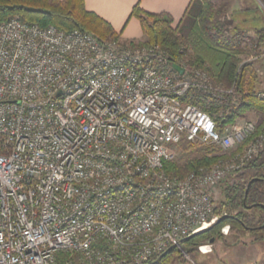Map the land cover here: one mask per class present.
Masks as SVG:
<instances>
[{"label":"built area","instance_id":"1","mask_svg":"<svg viewBox=\"0 0 264 264\" xmlns=\"http://www.w3.org/2000/svg\"><path fill=\"white\" fill-rule=\"evenodd\" d=\"M196 92L240 98L157 43L0 21V264H146L170 246L187 257L180 240L217 221L221 182L264 147V125L220 132L187 100ZM181 142L234 151L169 175Z\"/></svg>","mask_w":264,"mask_h":264},{"label":"trees","instance_id":"2","mask_svg":"<svg viewBox=\"0 0 264 264\" xmlns=\"http://www.w3.org/2000/svg\"><path fill=\"white\" fill-rule=\"evenodd\" d=\"M196 3L191 7L195 13L190 33L186 37L181 35L178 27L172 26L173 19L169 14L149 13L142 10L138 4L134 5L131 16L140 21L144 39L124 43H157L175 62L185 59L190 66L208 70L214 82L225 87L234 85L240 95L236 105L230 104V96L217 98L202 92L192 93L187 100L210 114L220 132L247 111L262 114V120L256 126V134L264 125V96L256 89L259 83L256 63L242 62L241 56L248 55L249 50L241 41L222 33L223 25L216 16L212 0H198ZM12 16L40 26L52 24L66 31L75 28L87 30L102 40L119 39L118 33L107 21L85 9L83 0H0V21ZM255 35L254 49L261 53L264 51V25L255 29ZM179 146H183L185 154L188 153L189 156L184 160H178L176 156L173 160L165 161L164 168L169 175L184 176L231 153L219 147L198 146L193 143L181 142ZM222 195L217 221L183 242L188 254L197 251L198 245L221 236L219 229L224 225H229L232 229L264 232V147L242 168L234 182L225 183ZM174 253L180 254L172 248L158 261L150 260L146 264H169Z\"/></svg>","mask_w":264,"mask_h":264},{"label":"rangeland","instance_id":"3","mask_svg":"<svg viewBox=\"0 0 264 264\" xmlns=\"http://www.w3.org/2000/svg\"><path fill=\"white\" fill-rule=\"evenodd\" d=\"M212 2L216 9V16L223 25L222 33L231 39L241 41L242 45L249 50L248 55L241 56L242 62L254 61L256 63L259 78L256 89L263 92L264 56L260 57V55H263L264 51L257 53L254 49L256 35L252 28H260L264 25V0H212ZM238 8L241 10H237ZM193 13L195 12L193 11ZM191 16L186 17L178 26V30L183 37L188 36L190 33L194 15L192 14ZM262 117V114L247 111L233 124L249 121L257 126L261 122ZM183 148V146L178 148V160H184L189 156L188 153L187 155L185 154V149ZM234 148L236 147L234 146ZM227 151H234V149H228ZM224 157H227V155ZM234 180L235 177H232L226 178L221 182L216 199L217 212L221 209L222 189L225 183H232ZM219 233L221 236H217L212 243H205L210 244V252L202 254L197 250L193 253H187V257L181 253H174L169 264H264V232L229 228L227 234H223L220 229Z\"/></svg>","mask_w":264,"mask_h":264},{"label":"crops","instance_id":"4","mask_svg":"<svg viewBox=\"0 0 264 264\" xmlns=\"http://www.w3.org/2000/svg\"><path fill=\"white\" fill-rule=\"evenodd\" d=\"M86 10L107 21L118 33L122 42L142 41L144 39L140 21L131 16L134 5L149 13H167L172 19V26L178 27L186 17H192V5L196 0H83ZM244 8V7H243ZM241 10V9H237ZM195 12V11H194ZM236 16V15H235ZM238 19V18H237ZM256 28H252L255 33ZM244 30V29H241ZM264 56L263 55H260ZM257 92L262 93L257 89ZM264 92V91H263Z\"/></svg>","mask_w":264,"mask_h":264},{"label":"water","instance_id":"5","mask_svg":"<svg viewBox=\"0 0 264 264\" xmlns=\"http://www.w3.org/2000/svg\"><path fill=\"white\" fill-rule=\"evenodd\" d=\"M174 65V68L176 69V70H178L179 72H182L183 71V69L178 65V64H176V63H174L173 64ZM249 185V184H248ZM207 228V227H206ZM206 228H202V229H200V230H198V231H196V232H194V233H192V234H190V235H188V236H186V237H184V238H182L181 240H180V242H184V241H186V240H188L189 238H191L192 236H194L195 234H197V233H199V232H201V231H203V230H205ZM214 241V238H211L210 239V243H212ZM173 248V246H170L168 249H166L164 252H162L161 254H159L155 259H153L151 262H156V261H158L164 254H166L168 251H170L171 249Z\"/></svg>","mask_w":264,"mask_h":264}]
</instances>
